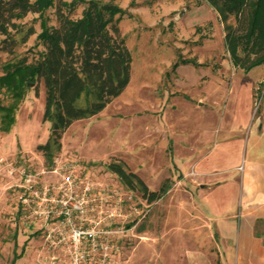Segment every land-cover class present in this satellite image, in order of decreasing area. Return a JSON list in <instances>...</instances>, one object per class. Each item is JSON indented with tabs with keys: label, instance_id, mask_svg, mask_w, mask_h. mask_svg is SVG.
I'll use <instances>...</instances> for the list:
<instances>
[{
	"label": "rangeland",
	"instance_id": "374dc122",
	"mask_svg": "<svg viewBox=\"0 0 264 264\" xmlns=\"http://www.w3.org/2000/svg\"><path fill=\"white\" fill-rule=\"evenodd\" d=\"M114 1L124 7L114 22L130 52L123 86L100 108L66 124L49 162L35 146L47 133L48 120L41 117V79L37 92L30 84L23 90L8 126L0 128V264H158L154 256L149 259L148 250L158 249L161 242L171 244L173 198L189 196L186 174L196 166L189 160L182 166L185 159H178L174 146L188 150L195 139L201 149L206 147L199 164H226L235 177L243 170L239 164L245 165L248 150L264 156V60L246 68L231 61L214 6L207 0ZM58 3L52 0L44 6L45 22H56ZM81 3L77 1L68 13L77 14ZM59 6L66 9L64 4ZM13 18L15 28L8 25L9 32L0 30V58L19 54L29 58L43 44L36 35L40 13L27 9ZM227 19H232L231 13ZM28 22L33 28L21 35V27ZM108 28L113 30L111 23ZM176 52L198 61L177 60L171 65ZM7 98L4 93L2 99ZM223 121L231 131L224 149L219 140ZM180 137L187 142L183 144ZM110 155L121 156L147 186L156 187L161 180L168 185L159 195L145 198L106 167L104 160ZM58 161L74 172L73 197L81 205L80 221L95 228V236L98 232L106 236L104 255L70 254L65 249L70 240L66 235L50 237L67 231L65 221L48 217L40 222L21 209L13 182L16 176L6 173L5 165L36 168L40 180L57 182L56 173L47 168ZM179 175L185 180L181 186L175 181ZM82 183L87 187L81 191ZM235 183L233 210L241 181ZM69 210V218L78 220L77 210ZM262 221L256 219L254 226L259 228ZM80 243L90 248L88 239ZM13 249L19 253L10 263ZM233 257L231 253L230 262L223 258L220 262L234 264Z\"/></svg>",
	"mask_w": 264,
	"mask_h": 264
},
{
	"label": "trees",
	"instance_id": "16d2710c",
	"mask_svg": "<svg viewBox=\"0 0 264 264\" xmlns=\"http://www.w3.org/2000/svg\"><path fill=\"white\" fill-rule=\"evenodd\" d=\"M51 1L0 0V30L9 32L8 25L16 27L13 16L33 9L40 13L36 35L43 43L29 58L25 54L0 58V128L8 126L23 90L30 84L37 92L41 79V117L48 120L47 133L35 146L47 162L58 148L60 132L66 124L73 117L97 110L123 86L130 59L129 48L115 29V17L124 9L122 5L114 0H58L56 22H45L41 12ZM77 1L82 2L79 12L69 14L67 9ZM207 1L222 21V37L231 61L246 68L264 60V0ZM229 13L231 20L227 19ZM108 23L113 30L108 28ZM32 28L31 22L23 25L21 35ZM187 59L198 61L176 52L170 64ZM4 93L8 95L6 100L2 99ZM104 164L127 186L137 187L145 198L159 195L168 185L161 180L156 187L147 186L118 155H110ZM18 253L19 250H12L10 263Z\"/></svg>",
	"mask_w": 264,
	"mask_h": 264
},
{
	"label": "crops",
	"instance_id": "0c3cea01",
	"mask_svg": "<svg viewBox=\"0 0 264 264\" xmlns=\"http://www.w3.org/2000/svg\"><path fill=\"white\" fill-rule=\"evenodd\" d=\"M229 130L227 122L224 125L223 121L219 132L222 149L231 134ZM179 139L184 140L183 144L187 142L182 137ZM190 143L188 150L174 146L179 152L178 159H185L181 161L182 166L186 160L196 165L186 174L189 196H174L172 242H161L158 249L148 248L149 259L154 256L158 264H224L220 259L229 261L233 253L234 264H264V156L248 150L245 165L236 162L243 170L235 177L226 164L210 167L199 164V155L206 147L201 149L195 139ZM237 179L241 185L233 210ZM175 181L181 186L185 180L179 175ZM258 218L263 221L256 228L254 222ZM142 231L148 232L146 228ZM135 247L134 242L131 254Z\"/></svg>",
	"mask_w": 264,
	"mask_h": 264
},
{
	"label": "built area",
	"instance_id": "2783aa9c",
	"mask_svg": "<svg viewBox=\"0 0 264 264\" xmlns=\"http://www.w3.org/2000/svg\"><path fill=\"white\" fill-rule=\"evenodd\" d=\"M47 169L56 173L57 182L50 181L47 178L40 180V174H38V169L36 168L31 169L22 164L11 162L5 165V172L13 173L16 176L13 182L17 189L16 195L21 209H26L27 213L35 215L40 222L48 217L51 220L65 221L67 223V231L50 237L59 238L60 235H66V238L70 240L65 249L70 254L76 257L84 253H100L104 255L107 252L106 236L102 232H98L97 236H95V228L83 225L80 221L81 205L73 197L76 185L71 166L65 162L58 161ZM38 178L39 183H37ZM85 187H87V183H82L80 190L82 191ZM70 197H73V199H70ZM69 207L77 210L75 213L78 215V220L69 218ZM49 227L52 228L53 225L51 224ZM46 233H48L47 230ZM84 238L89 240L90 248L81 245L80 241ZM96 245L99 246V249Z\"/></svg>",
	"mask_w": 264,
	"mask_h": 264
}]
</instances>
